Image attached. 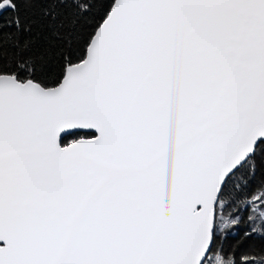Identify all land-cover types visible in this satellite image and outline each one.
<instances>
[{"label": "snow or ice", "instance_id": "snow-or-ice-1", "mask_svg": "<svg viewBox=\"0 0 264 264\" xmlns=\"http://www.w3.org/2000/svg\"><path fill=\"white\" fill-rule=\"evenodd\" d=\"M0 264H264V0H0Z\"/></svg>", "mask_w": 264, "mask_h": 264}, {"label": "trees", "instance_id": "trees-1", "mask_svg": "<svg viewBox=\"0 0 264 264\" xmlns=\"http://www.w3.org/2000/svg\"><path fill=\"white\" fill-rule=\"evenodd\" d=\"M240 236H242V231L236 232L235 235H229L227 240L225 241V247H228L230 245L235 244L237 237H240ZM253 243L254 244H258L259 242L258 241H253Z\"/></svg>", "mask_w": 264, "mask_h": 264}]
</instances>
